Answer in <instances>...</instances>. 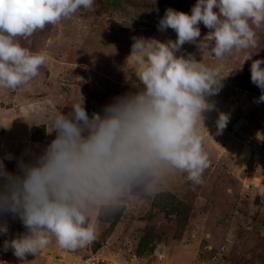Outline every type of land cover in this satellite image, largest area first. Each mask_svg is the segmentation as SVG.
Masks as SVG:
<instances>
[{"label": "clouds", "instance_id": "clouds-1", "mask_svg": "<svg viewBox=\"0 0 264 264\" xmlns=\"http://www.w3.org/2000/svg\"><path fill=\"white\" fill-rule=\"evenodd\" d=\"M95 0H0V88L16 90L30 83L48 61L46 52L23 47L31 37L81 9L93 11ZM211 41L198 47L218 59L258 47L256 29L264 25V0H197L191 12L168 8L158 31L169 28L176 39L133 37L130 60L136 80L133 91L116 96L102 113L91 116L84 99L70 111L40 112L31 124L55 134L41 151L17 161L8 171L0 157V235L8 236V217L25 231L6 239L19 264H29L51 243L64 250L86 248L96 238L92 213L113 211L130 197L155 191L176 173L203 183L210 166L201 127L218 111L215 97L227 76L222 66H209L182 52L201 37L200 24ZM251 60V82L264 103V59ZM243 62V63H244ZM242 70V66L238 69ZM233 70V71H234ZM129 74L126 72V81ZM230 116L219 112L216 135ZM206 128V127H205Z\"/></svg>", "mask_w": 264, "mask_h": 264}, {"label": "rangeland", "instance_id": "rangeland-1", "mask_svg": "<svg viewBox=\"0 0 264 264\" xmlns=\"http://www.w3.org/2000/svg\"><path fill=\"white\" fill-rule=\"evenodd\" d=\"M196 2L95 0L93 11L81 9L31 37L18 38L23 47L46 52L48 61L30 83L16 90L0 88V157L13 155L9 170L15 172L21 157L27 161L55 138L46 134L45 126L31 124L36 113L67 112L82 99L90 116L102 113L116 96L134 90L131 70L136 69L126 61L132 38L175 40L172 29L158 31L159 20L168 8L190 14ZM199 27L201 37L184 44L182 52L206 65H221V76L229 74L212 97L218 111L208 114L206 128L201 127L211 161L203 183L176 173L153 192L130 197L113 211L92 213L96 238L86 248L64 250L53 238L37 257H27L29 264H156L158 247L166 239L179 247L181 261L192 255L195 264H264V103H254L261 91L251 82L252 61L244 62L249 54L264 59V25L255 30L258 47L222 60L199 49L200 40L211 41L209 29L202 23ZM219 112L229 114L230 120L216 135ZM13 131L17 136L27 131L19 150ZM7 221L8 236L0 235V264H19L3 244L25 229L18 219ZM110 255L117 257L115 262L114 257L108 260Z\"/></svg>", "mask_w": 264, "mask_h": 264}, {"label": "crops", "instance_id": "crops-1", "mask_svg": "<svg viewBox=\"0 0 264 264\" xmlns=\"http://www.w3.org/2000/svg\"><path fill=\"white\" fill-rule=\"evenodd\" d=\"M3 119V118H2ZM1 120V119H0ZM2 121H0V126H2ZM24 124H25V122H24ZM24 124H23V126H24ZM26 129V128H25ZM28 129V128H27ZM27 132V131H26ZM26 132H21V134H20V136H17L18 134H15V131H13V134H14V137H17L19 140H20V143H19V145H20V147L18 146V150H19V148H23V143H22V138H23V136H25L26 135ZM24 140V139H23ZM6 143H8V142H5V145H4V148L2 149V153H3V151L5 152V148L7 147V145H6ZM3 147V146H2ZM10 148V147H9ZM11 149V148H10ZM17 154V153H16ZM16 159V158H15ZM4 163H5V166H6V168H7V170L8 171H11V170H9V169H12L11 167H13V165H12V163L9 161V160H7V159H5L4 160ZM13 171V170H12ZM172 240H164L163 242H160V244L161 245H159V250H158V253L157 254H160L159 255V257L156 259V261H155V263L156 264H195L194 262H195V256H192V255H190V256H187V259H184V261H181V259H182V256L181 255H179V247H175V245H173V243L171 242ZM176 246H178V245H176ZM160 247H162V248H160ZM169 250H171L172 252H171V254L170 253H168L169 252ZM161 253H160V252ZM189 252V251H188ZM190 253V252H189ZM167 254H170V255H167ZM115 256H117V254L115 253ZM115 256H113V255H110V257L108 258V260L110 259V258H112V257H114L115 259H113L114 260V262L116 261V258L117 257H115ZM180 256V257H179ZM184 257H186V256H184ZM196 264H198V263H196Z\"/></svg>", "mask_w": 264, "mask_h": 264}]
</instances>
